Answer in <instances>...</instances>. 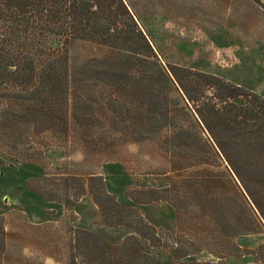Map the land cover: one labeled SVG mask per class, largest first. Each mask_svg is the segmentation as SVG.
<instances>
[{
  "label": "trees",
  "instance_id": "1",
  "mask_svg": "<svg viewBox=\"0 0 264 264\" xmlns=\"http://www.w3.org/2000/svg\"><path fill=\"white\" fill-rule=\"evenodd\" d=\"M134 16L124 0H0V122L18 103L40 124L50 123V131L56 125L67 130L69 96L80 98V91L87 90L89 69L98 80L116 78L109 84L114 99L124 95L127 105L139 104L143 132L156 135L159 147L170 156H181L173 164L177 179L167 190L169 198L152 200L170 201L181 223L182 215L190 216L188 230L200 233L209 244L217 241L220 250L209 252L222 258L229 254L230 238L264 233V96L214 73L163 64ZM74 39L109 47L83 64L84 78H73L69 66L68 46ZM115 58L122 63L117 68ZM38 91L43 92L40 101ZM19 92L28 97L21 95L23 103L12 101ZM52 95L59 101L51 103ZM74 117L80 115L76 112ZM89 189L103 224H124L139 236L160 240L139 210L106 191L102 175L92 176ZM132 198L152 201L149 196ZM121 210L132 212L134 218L125 220ZM79 233L87 243L72 246L77 252L71 264L154 260L137 235L112 245L92 232ZM182 243L186 242L172 249L177 264H224L190 260L192 252ZM3 247L2 243L0 262ZM260 249L264 255V243ZM263 261L257 258L255 264Z\"/></svg>",
  "mask_w": 264,
  "mask_h": 264
},
{
  "label": "rangeland",
  "instance_id": "2",
  "mask_svg": "<svg viewBox=\"0 0 264 264\" xmlns=\"http://www.w3.org/2000/svg\"><path fill=\"white\" fill-rule=\"evenodd\" d=\"M124 1L163 64L204 70L237 84L234 73L241 66L242 76L250 79L252 87L240 85L264 96V78L254 81V71L264 69L262 0ZM108 49L84 39L71 41L68 56L73 78H84L83 64ZM114 61L116 65L113 60L110 63L115 68L122 64L119 58ZM89 71L87 90L80 91V98L69 96L67 130L56 125L50 131V123L40 124L18 103L1 118L0 231L3 227L4 235L0 233V252L2 243L4 247L0 264H71L72 253L77 252L72 246L87 243L86 237L81 239V230L112 245L137 235L127 225L102 223L89 189L93 175H102L108 193L126 207L139 210L155 227L159 241L137 235L144 251L154 258L151 264H177L172 249L179 241L186 242L181 247L192 252L190 260L224 264L264 260L260 249L264 233L228 239L229 254L218 258L209 252L220 250L217 241L209 244L201 240L200 233L188 230L190 216L182 215V223L178 221L175 206L161 198H169L167 190L177 179L173 164L181 156H170L159 147L156 135L143 132V121L137 117L139 104L127 105L124 95L114 99L109 84L116 78L101 81L93 69ZM36 94L40 101L43 92ZM21 95L28 98L19 92L12 101L23 103ZM48 100L54 104L59 98L52 95ZM76 112L80 118L74 117ZM133 196L161 198L139 203ZM121 211L125 220L134 218L132 212Z\"/></svg>",
  "mask_w": 264,
  "mask_h": 264
},
{
  "label": "crops",
  "instance_id": "3",
  "mask_svg": "<svg viewBox=\"0 0 264 264\" xmlns=\"http://www.w3.org/2000/svg\"><path fill=\"white\" fill-rule=\"evenodd\" d=\"M263 2H264V0H262ZM241 62H242V65H243V68L245 67V62H243L242 61V59L240 60ZM240 68H241V66H240ZM240 68H238L239 69V71L237 72V73H234V79L236 80V82H238L239 84H246V85H248V86H250V87H252L251 85H250V82H249V80L250 79H248V81H246L245 79V77L244 76H242V71H240ZM245 69H248V73H249V75H250V70H249V66L247 65V68H245ZM254 73H256V78L254 79V81L256 80V81H258V80H262L263 78H264V69L263 70H257L256 69V71H254ZM245 81L246 82H249V83H245Z\"/></svg>",
  "mask_w": 264,
  "mask_h": 264
}]
</instances>
